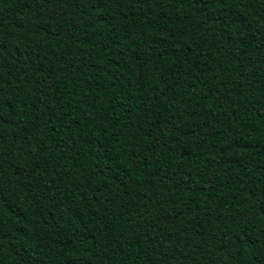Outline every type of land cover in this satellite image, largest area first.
Segmentation results:
<instances>
[{"label": "trees", "instance_id": "obj_1", "mask_svg": "<svg viewBox=\"0 0 264 264\" xmlns=\"http://www.w3.org/2000/svg\"><path fill=\"white\" fill-rule=\"evenodd\" d=\"M0 264H264V0H0Z\"/></svg>", "mask_w": 264, "mask_h": 264}]
</instances>
